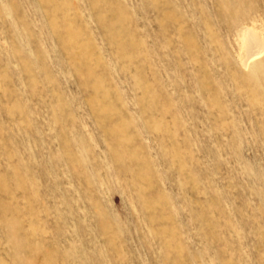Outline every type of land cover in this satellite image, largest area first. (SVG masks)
I'll use <instances>...</instances> for the list:
<instances>
[{
  "label": "rangeland",
  "instance_id": "rangeland-1",
  "mask_svg": "<svg viewBox=\"0 0 264 264\" xmlns=\"http://www.w3.org/2000/svg\"><path fill=\"white\" fill-rule=\"evenodd\" d=\"M0 264H264V0H0Z\"/></svg>",
  "mask_w": 264,
  "mask_h": 264
},
{
  "label": "bare ground",
  "instance_id": "bare-ground-1",
  "mask_svg": "<svg viewBox=\"0 0 264 264\" xmlns=\"http://www.w3.org/2000/svg\"><path fill=\"white\" fill-rule=\"evenodd\" d=\"M247 52L252 60H257L258 49L260 48V41L255 36H250L247 40ZM245 48V47H244Z\"/></svg>",
  "mask_w": 264,
  "mask_h": 264
}]
</instances>
